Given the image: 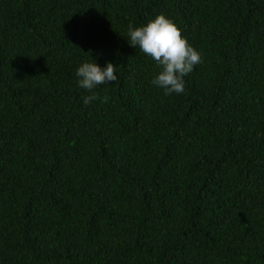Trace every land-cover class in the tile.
Returning <instances> with one entry per match:
<instances>
[{"label":"trees","instance_id":"16d2710c","mask_svg":"<svg viewBox=\"0 0 264 264\" xmlns=\"http://www.w3.org/2000/svg\"><path fill=\"white\" fill-rule=\"evenodd\" d=\"M157 14L181 94L128 43ZM0 264H264V0H0Z\"/></svg>","mask_w":264,"mask_h":264},{"label":"clouds","instance_id":"9594fccd","mask_svg":"<svg viewBox=\"0 0 264 264\" xmlns=\"http://www.w3.org/2000/svg\"><path fill=\"white\" fill-rule=\"evenodd\" d=\"M128 43L150 57L159 67V72L152 79V84L162 89L165 95L181 94L185 90L184 77L201 64L202 56L182 34L180 28L164 14L141 26H128ZM78 85L92 91L98 85L108 84L117 79L116 66L106 62L102 68L94 62H84L76 69ZM99 99L107 103V95L99 97L95 92L83 97L85 105Z\"/></svg>","mask_w":264,"mask_h":264}]
</instances>
